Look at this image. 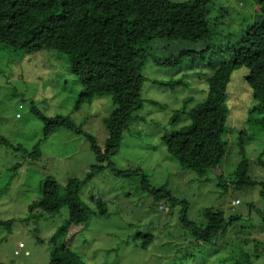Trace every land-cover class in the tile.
Returning a JSON list of instances; mask_svg holds the SVG:
<instances>
[{"label": "rangeland", "instance_id": "rangeland-1", "mask_svg": "<svg viewBox=\"0 0 264 264\" xmlns=\"http://www.w3.org/2000/svg\"><path fill=\"white\" fill-rule=\"evenodd\" d=\"M207 11L215 33L209 46L215 51L264 21L263 11L250 0H209ZM205 43L162 42L154 56L166 59L182 50L197 52ZM207 54L212 55L206 49ZM219 54L214 61L222 60ZM200 59L185 57L178 67L153 61L142 66L143 106L133 114L136 120L123 133L117 153L109 157L112 167L106 159L97 162L82 135L55 128L44 139L41 119L68 118L104 151L103 119L113 109L109 96L94 97L75 108L82 85L52 50L28 53L19 66L0 59V139L8 142H0V221L12 222L8 228L0 225V264H49L54 245L69 248L82 264H264L262 187H234L241 160L236 140L243 131L248 172L264 183V169L256 162L264 151V107L254 110L248 69L241 67L230 77L224 134L228 146L206 179L183 169L162 140L188 124V112L206 99L202 73L209 69L201 67L207 60ZM178 79L183 82L174 88L163 85ZM176 113L179 120L170 123ZM16 164L19 167L13 169ZM97 164L103 169L58 212L41 207L46 181H54L63 193L69 180L84 179ZM162 186L176 204L149 193ZM92 196L106 202V215L96 214ZM206 208L232 218L226 234L213 243L197 241L194 234L195 228L206 225L202 215ZM147 236L151 239L143 246ZM19 243L24 247L15 255Z\"/></svg>", "mask_w": 264, "mask_h": 264}, {"label": "trees", "instance_id": "trees-1", "mask_svg": "<svg viewBox=\"0 0 264 264\" xmlns=\"http://www.w3.org/2000/svg\"><path fill=\"white\" fill-rule=\"evenodd\" d=\"M135 1L137 0H0V59L11 60L12 64L19 66L28 53L41 49L52 50L82 85L75 108L81 103H91L94 97L109 96L113 109L103 119L107 131L104 151L100 150L93 136L84 133L68 118H41L46 127L44 139L47 137L46 133L55 128H65L82 135L90 143L97 162L101 163L106 159L109 167H112L109 157L117 153L123 133L136 120L133 114L143 106L140 96L141 86L145 81L140 72L142 66L150 61L159 65L180 66L185 57L207 60V64L201 65L209 69L202 73L207 85L206 99L188 112V124L162 138L168 153L183 169L206 179L226 154L228 143L224 134L229 114L226 103L227 86L234 71L241 67L248 69L246 82L252 92L254 110L264 107V21L249 26L235 42L230 41L229 45L215 51L214 45L209 46L215 36L207 19L209 0L184 3L138 0L143 4L134 6ZM250 1L264 13V0ZM162 42L207 44L197 52L182 50L174 56L159 59L154 56V52ZM206 49L208 53L210 50L211 56L205 55ZM218 52L221 53L218 58L222 60L214 61L213 57ZM181 82V79L170 80L163 82V85L174 88ZM179 118L176 113L170 123ZM0 142L8 145L6 139H0ZM245 142L246 135L243 131L236 140L241 160L237 164L234 187L239 189L261 185V196L264 197V183L257 182L248 172ZM263 155L264 151L256 162L264 169ZM17 167L19 164L14 165L13 169ZM101 169L102 165H94L84 179L69 180L63 193L54 181H46L42 188L41 207L52 213L58 212ZM222 184L220 180L219 186L222 187ZM142 186L145 188L144 184ZM149 193L155 198L167 197L171 203L176 204V200L170 197L164 186L151 189ZM91 201L97 215L107 214L105 201L95 196L91 197ZM202 215L206 225L194 229L196 240L200 242L213 243L223 237L232 222V218L225 219L221 211L206 208ZM262 215L264 217V213ZM183 221L188 224L185 216ZM11 223L0 221V225L7 228ZM145 238L143 246L151 239L150 236ZM49 264L82 263L69 248L54 245Z\"/></svg>", "mask_w": 264, "mask_h": 264}, {"label": "built area", "instance_id": "built-area-1", "mask_svg": "<svg viewBox=\"0 0 264 264\" xmlns=\"http://www.w3.org/2000/svg\"><path fill=\"white\" fill-rule=\"evenodd\" d=\"M233 204L237 205L238 204V201H234ZM159 210H163V207L162 206H159L158 207ZM24 247V245L22 243H19L18 244V248L15 250L14 254L17 255L20 253V250Z\"/></svg>", "mask_w": 264, "mask_h": 264}]
</instances>
